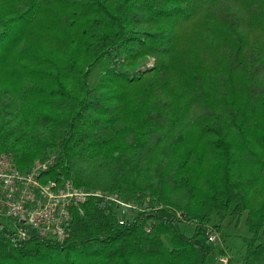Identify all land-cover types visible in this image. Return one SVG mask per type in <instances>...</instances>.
I'll use <instances>...</instances> for the list:
<instances>
[{"label": "trees", "instance_id": "16d2710c", "mask_svg": "<svg viewBox=\"0 0 264 264\" xmlns=\"http://www.w3.org/2000/svg\"><path fill=\"white\" fill-rule=\"evenodd\" d=\"M0 9V152L139 205L89 197L61 241L0 220V264H222L208 235L242 217L224 264H264V0Z\"/></svg>", "mask_w": 264, "mask_h": 264}, {"label": "built area", "instance_id": "2783aa9c", "mask_svg": "<svg viewBox=\"0 0 264 264\" xmlns=\"http://www.w3.org/2000/svg\"><path fill=\"white\" fill-rule=\"evenodd\" d=\"M53 157L39 159L22 170L9 154L0 152V220L8 223L15 238L24 239L34 232L63 240L74 211L81 212V204L92 196L112 200L120 224L139 208L117 193L87 189L69 178L49 176ZM208 240L216 243V235L211 232ZM217 257L222 264L226 262V255Z\"/></svg>", "mask_w": 264, "mask_h": 264}, {"label": "rangeland", "instance_id": "374dc122", "mask_svg": "<svg viewBox=\"0 0 264 264\" xmlns=\"http://www.w3.org/2000/svg\"><path fill=\"white\" fill-rule=\"evenodd\" d=\"M0 10H2V9H0ZM29 37L32 39V44H30V46H32L33 48H38V47H35V46L37 44V40L39 39V37L38 38H34V39H33L32 36H29ZM151 61H152V59H149L147 64H150ZM207 154L208 153H207L206 150L202 151V164L203 165L206 164L211 159V158H209L207 156ZM187 230H191V226L190 225L187 226ZM213 233L216 235V244H215V246L216 247L217 246H219V247L221 246L222 249H223L222 254L218 253L217 256L226 255L228 257L229 249L227 248V246H225V244L228 245V247L231 249V251L236 252V249H238L241 246V244H242V236L247 235V229H246V226H245V223H244V218L242 217L240 219V222L238 223V225L234 224V222L227 223L226 221H224L223 226L221 227L220 233L216 229L213 230ZM221 234L224 235V239L221 236ZM209 242L213 243L210 240H209ZM238 255L239 254L236 253V257L237 258H238ZM215 259L218 260V257H216ZM213 262H215L214 258L208 257L205 264H212Z\"/></svg>", "mask_w": 264, "mask_h": 264}]
</instances>
